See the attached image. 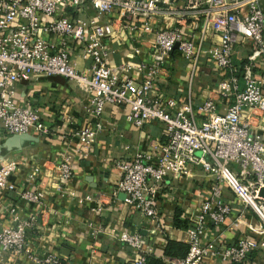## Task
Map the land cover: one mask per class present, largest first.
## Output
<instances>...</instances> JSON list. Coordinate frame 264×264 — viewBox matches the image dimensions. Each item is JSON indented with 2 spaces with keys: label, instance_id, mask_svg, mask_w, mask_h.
Returning <instances> with one entry per match:
<instances>
[{
  "label": "built area",
  "instance_id": "2783aa9c",
  "mask_svg": "<svg viewBox=\"0 0 264 264\" xmlns=\"http://www.w3.org/2000/svg\"><path fill=\"white\" fill-rule=\"evenodd\" d=\"M260 1L181 0L178 6L175 0H0V132L48 133L38 109L20 102L16 84L52 75L74 83L82 92V108L89 119L99 116L104 104H111L125 106L123 119L135 128L160 123L163 138L154 156L134 151L130 158L113 163L117 172L112 197L122 193L130 211L160 229L158 190L170 177L199 169L208 179L207 191L183 230L186 254L168 264H199L209 256L243 263L250 251L264 249V242L256 239L264 230V197L258 194L264 190ZM199 2L209 9L202 21L187 17L186 12ZM156 19L159 25H154ZM119 31L149 34L147 49L129 47L126 58L111 63L109 43ZM238 43H245L247 51L236 62L232 52ZM173 55L188 66L184 93L177 99L157 88L159 82H166ZM78 62L83 65L80 69ZM201 64L209 68V94L193 104L192 87ZM99 128L98 121L86 122L71 134L87 151ZM59 132L62 139L69 134ZM16 167L14 160L0 161V194L13 191L40 205L44 192L32 189L38 170L27 172L16 184L10 181ZM55 170L60 182L72 177L68 157L55 164ZM224 189L257 217L259 225L249 226V233L233 245L201 244L207 223L222 224L232 213ZM94 208L102 209L101 205ZM6 211L11 224L0 227V252L33 264H69L53 252L40 257L30 252L26 232L34 217L22 218L13 205ZM118 240L133 251L132 264H144L147 248L137 232L121 231Z\"/></svg>",
  "mask_w": 264,
  "mask_h": 264
},
{
  "label": "crops",
  "instance_id": "0c3cea01",
  "mask_svg": "<svg viewBox=\"0 0 264 264\" xmlns=\"http://www.w3.org/2000/svg\"><path fill=\"white\" fill-rule=\"evenodd\" d=\"M175 1L179 6L181 0ZM259 5L264 14V0ZM208 10L205 3L199 2L194 9L186 11L187 17L202 21L203 12ZM164 21L170 23V19L165 18ZM159 24V19H156L154 25ZM149 39L150 35L146 33L134 35L119 31L118 36L109 43L110 62L118 63L126 58L128 48L132 46L145 51ZM207 43L206 39L204 45ZM246 51L247 45L238 43L232 52V59L236 62L242 60ZM167 64L166 82H159L157 88L164 95L177 99L184 93L188 66L175 55L169 58ZM81 66L82 63L78 62L77 67L80 69ZM205 67L204 64L200 65L192 87L193 104L201 96L209 94L206 80L210 75L202 70ZM16 88L21 103L29 102L38 109L48 133L30 132L28 134L33 139L23 141L20 147L12 144L8 149L0 147V161H16V170L10 176V181L16 184L22 181L27 172L38 170L32 189L41 190L44 195L42 203L38 205L17 197L13 191H2L0 227L11 224L6 208L13 205L22 218L34 217L32 228L26 232L30 252L39 257L53 252L69 264H132L135 255L118 240V235L121 231L137 232L147 248L146 255L160 258L163 264H168L170 259L163 256L165 240L184 242L185 227H174L172 217L178 211L179 218L189 223L207 191V177L199 169H194L191 173L170 177L166 181L156 196V209L162 222V227L157 229L150 219L130 211L119 194L112 197L117 172L113 163L130 158L134 151L154 156L156 145L163 138L162 125L152 122L135 128L123 119L126 107L111 104H104L100 115L89 119L82 108L84 95L74 83L61 76L21 80ZM65 117L69 120L66 121ZM96 121L100 128L86 151L71 133L86 122L93 124ZM62 129L69 132L63 139L59 132ZM12 135L0 132V146ZM64 157L70 161L72 177L67 182H60L56 178L55 164ZM222 194L231 201L232 213L222 224L208 222L200 238L201 244L233 245L239 237L249 233V226L259 225L257 217L244 209L228 191L224 189ZM86 195L89 200L84 199ZM96 205H101L102 209L96 211ZM234 220L237 226L233 225ZM256 239L264 242V230L256 235ZM0 264L33 263L0 252ZM199 264L233 263L209 256ZM241 264H264V249L250 251Z\"/></svg>",
  "mask_w": 264,
  "mask_h": 264
},
{
  "label": "trees",
  "instance_id": "16d2710c",
  "mask_svg": "<svg viewBox=\"0 0 264 264\" xmlns=\"http://www.w3.org/2000/svg\"><path fill=\"white\" fill-rule=\"evenodd\" d=\"M178 211H175L172 217V224L174 227H186L188 225L185 219L179 218ZM187 252V244L182 241L166 239L163 248V256L168 259L182 258ZM144 264H163L160 258H155L151 255H145Z\"/></svg>",
  "mask_w": 264,
  "mask_h": 264
},
{
  "label": "water",
  "instance_id": "95a60500",
  "mask_svg": "<svg viewBox=\"0 0 264 264\" xmlns=\"http://www.w3.org/2000/svg\"><path fill=\"white\" fill-rule=\"evenodd\" d=\"M202 70H204L206 72H209V68L208 67H205V69L203 68ZM211 81L214 82V78L213 77H211ZM32 139H33L32 136L29 135V134H15V135H12L10 137H7L5 139V141L3 142V145L0 146V147L3 148V149H8L11 144L12 145H16V147H20V145H21V143H23V141H28V140H32ZM258 194L260 196L264 197V190L260 189ZM119 196L123 197V194L119 193Z\"/></svg>",
  "mask_w": 264,
  "mask_h": 264
}]
</instances>
